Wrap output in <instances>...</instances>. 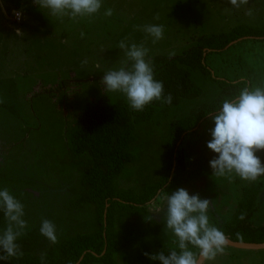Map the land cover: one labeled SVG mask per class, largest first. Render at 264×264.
<instances>
[{
  "label": "rangeland",
  "instance_id": "374dc122",
  "mask_svg": "<svg viewBox=\"0 0 264 264\" xmlns=\"http://www.w3.org/2000/svg\"><path fill=\"white\" fill-rule=\"evenodd\" d=\"M107 9H112L111 16L104 15ZM17 11L22 12L21 21L14 18ZM145 25H163V38L153 43V37L143 30ZM237 26L264 27V0H249L240 8L229 0H101L97 13L76 19L52 16L33 0H0V190L7 188L24 205L27 222L16 240L23 255L8 260L28 262L55 250L64 239L99 229L93 206H75L85 190L84 168L91 160L73 151L72 135L87 104L104 95L101 80L105 72L122 66L125 55L119 42L142 44L149 50L146 59L153 64L157 56H180L200 38ZM16 29L24 35L17 36ZM208 65L221 79L248 80L254 90L264 89V38L241 39L227 51L211 54ZM192 74L203 88L202 98L158 109L152 122L136 127L130 147L135 160L120 177V188L141 192L158 182L164 172L171 123L220 94L217 83L198 71ZM66 80L72 84L62 89ZM47 88L53 92L48 94ZM106 95L112 101L127 102L122 93ZM210 139L209 134L190 150L196 158L190 174L199 181L182 188L210 200L209 223L221 228L219 220L234 217L235 196L239 193L240 197L239 191L251 181L235 174L212 175L209 161L217 154L206 147ZM256 155L263 164L264 150ZM237 178L240 186L238 180L234 183ZM236 187H242L238 193ZM260 194L253 217L258 226L264 224V190ZM155 205L145 215L150 220L145 216L116 219L115 230L126 252L160 251L175 241L164 229L161 209L166 211V202L162 198ZM44 219L55 224L56 243L40 233ZM6 226L0 207V234ZM205 264H264V249L225 247L224 254Z\"/></svg>",
  "mask_w": 264,
  "mask_h": 264
},
{
  "label": "trees",
  "instance_id": "16d2710c",
  "mask_svg": "<svg viewBox=\"0 0 264 264\" xmlns=\"http://www.w3.org/2000/svg\"><path fill=\"white\" fill-rule=\"evenodd\" d=\"M245 38H264V27L237 26L229 32L200 38L194 47L180 56H157L152 64L154 79L163 83L162 96H172L171 104L164 103L162 98L146 105L143 111H133L123 99L112 101L101 85L104 95L87 104L72 135L73 151L91 160L84 168L82 183L85 190L75 206H93L99 229L94 233L64 239L55 250L44 254L43 260L40 256L25 263L7 260L0 261V264H160L143 253L164 251L167 255L170 250L179 251L173 242L164 245L160 251L146 250L130 254L124 250L115 230V222L120 216L134 218L148 215L150 208L164 195L199 181L198 176L192 178L190 174L196 159L190 150L203 143L210 134L208 130L214 127L208 114L218 111L225 99L235 98L243 88L254 90L248 80L221 79L217 71L209 68L208 58L213 53L227 51L234 43ZM196 71L217 83L220 94L171 123L164 172L158 182L145 186L141 192L120 188V177L135 160L130 147L136 127L152 122L158 109L177 107L184 100L202 98L203 88L193 79L192 73ZM71 84L69 80L63 81L62 89ZM47 90L48 94L53 92L52 88ZM192 138L195 140L192 141ZM259 193L260 186L245 188L232 220L221 228L217 227L227 239L251 244L264 243V225H255L253 219ZM241 214H244L243 220L239 219ZM189 247L194 252L198 251Z\"/></svg>",
  "mask_w": 264,
  "mask_h": 264
},
{
  "label": "clouds",
  "instance_id": "9594fccd",
  "mask_svg": "<svg viewBox=\"0 0 264 264\" xmlns=\"http://www.w3.org/2000/svg\"><path fill=\"white\" fill-rule=\"evenodd\" d=\"M39 9H48L52 16L71 19L91 16L101 8V0H33ZM249 0H229V3L240 8ZM112 9H107L105 16H111ZM251 15V13H248ZM17 19L22 12H15ZM143 30L153 37V43L163 38V25H145ZM17 36H23L16 29ZM84 34L81 33V36ZM119 48L124 50L125 60L116 70H108L102 77L101 84L105 93H122L133 111H143L145 106L153 101L171 104L172 96H162L163 83L154 79V71L150 59H146L148 49L142 44L125 41L119 42ZM87 61L82 62L86 64ZM100 67L99 64L96 65ZM214 127L208 131L211 139L206 147L214 154L209 161L212 175L218 177L235 174L242 180L255 181L264 175V164L256 153L264 150V89L255 90L243 88L238 96L225 99L215 113H209ZM163 191V190H161ZM159 198V197H158ZM166 202L163 221L165 228L175 237L179 251L173 249L165 255L164 251L155 254L144 252L143 255L160 264H205L213 261L218 254H224L228 239L223 231L209 223L207 212L209 199H202L199 194L190 195L184 188H178L170 195L163 196ZM0 207H2L7 226L0 234V261L23 255L16 243L24 233L27 222L23 219L24 205L10 194L7 188L0 190ZM244 214L239 219L243 220ZM150 220L151 216H145ZM40 233L50 242H57L55 224L44 219L41 222ZM197 249L194 252L190 249ZM43 256L41 259L43 260Z\"/></svg>",
  "mask_w": 264,
  "mask_h": 264
},
{
  "label": "crops",
  "instance_id": "0c3cea01",
  "mask_svg": "<svg viewBox=\"0 0 264 264\" xmlns=\"http://www.w3.org/2000/svg\"><path fill=\"white\" fill-rule=\"evenodd\" d=\"M12 15H14V13H12ZM264 164V163H263ZM202 176V175H201ZM201 176H199V177H201ZM216 178V177H215ZM219 178V177H218ZM236 180H238L239 181V184H238V186H240V181H241V179H239V178H237V179H235L234 180V183L235 182H237ZM263 180H264V175H261V176H259L255 181H251L248 185H246V186H244L243 188L242 187H236L235 188V192L236 193H238L236 190H238V189H240V188H242V190L241 191H239L240 192V194L243 196V190L245 189V188H251V187H253V186H260V193H262L263 192V190H264V182H263ZM197 186H199V184L197 185ZM237 186V185H236ZM183 187H185V186H183ZM198 189H200L199 187H197ZM262 191V192H261ZM259 193V196H258V200H257V206H258V201H259V197H260V194ZM240 195V197H239V193H238V195H236L235 196V199L236 200H238V204H239V202L241 201V199H242V196ZM256 214H257V212H256ZM255 214V215H256ZM255 215H254V217H255ZM232 220V219H231ZM230 220V221H231ZM219 222L222 224V225H224V224H226V223H228L229 221H225V219L222 221V218H221V220H219ZM264 225V224H263Z\"/></svg>",
  "mask_w": 264,
  "mask_h": 264
},
{
  "label": "water",
  "instance_id": "95a60500",
  "mask_svg": "<svg viewBox=\"0 0 264 264\" xmlns=\"http://www.w3.org/2000/svg\"><path fill=\"white\" fill-rule=\"evenodd\" d=\"M226 247H232L238 250H244V251H258L264 249V243L263 244H251V243H242V242H234L230 239H228V245Z\"/></svg>",
  "mask_w": 264,
  "mask_h": 264
},
{
  "label": "built area",
  "instance_id": "2783aa9c",
  "mask_svg": "<svg viewBox=\"0 0 264 264\" xmlns=\"http://www.w3.org/2000/svg\"><path fill=\"white\" fill-rule=\"evenodd\" d=\"M15 20L17 21H21V18L20 19H17L16 15L14 16Z\"/></svg>",
  "mask_w": 264,
  "mask_h": 264
}]
</instances>
